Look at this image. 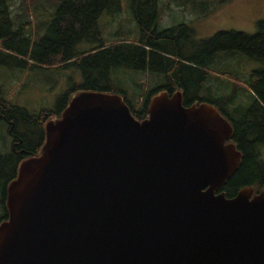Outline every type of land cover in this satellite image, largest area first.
Returning a JSON list of instances; mask_svg holds the SVG:
<instances>
[{
	"label": "water",
	"instance_id": "obj_1",
	"mask_svg": "<svg viewBox=\"0 0 264 264\" xmlns=\"http://www.w3.org/2000/svg\"><path fill=\"white\" fill-rule=\"evenodd\" d=\"M212 104L72 95L6 186L0 264H264V187L218 191L242 154Z\"/></svg>",
	"mask_w": 264,
	"mask_h": 264
},
{
	"label": "trees",
	"instance_id": "obj_2",
	"mask_svg": "<svg viewBox=\"0 0 264 264\" xmlns=\"http://www.w3.org/2000/svg\"><path fill=\"white\" fill-rule=\"evenodd\" d=\"M228 1L184 0L181 4L193 12L198 9L199 16L203 17ZM33 2L31 12L43 2L54 6L53 16L44 32L39 27L32 28L26 12L14 15L9 7L10 0H0V63L59 71L73 68L80 71L82 80L68 88L55 109L43 108L37 113L14 103L5 85L0 83V121L7 124L12 136L9 153H0V222L7 218L6 186L15 177L18 164L39 153L45 123L60 116L72 95L79 91L118 94L138 120L148 116L150 99L161 91L172 94L180 90L185 106L203 102L212 104L231 123V140L242 154L238 168L218 191H223L226 197H234L243 187H251L254 192L264 187V160L258 149L264 144V20L258 23L255 33L220 30L208 41L195 44L190 22L159 27V0H130L138 23V37L135 40L119 37L109 40L98 20L104 12L114 11L121 0ZM187 40L190 43L184 46L182 43ZM216 50L240 51L262 62L261 69L253 70L247 76L246 83L254 96L245 110L246 97L241 96L243 88L233 79L236 74L228 76L227 82L220 81V76L215 77L218 83H227L225 93H217L209 83L213 78L209 71L214 62L212 52ZM122 67L149 72L154 84L144 90L145 80L136 82L132 77L137 89L124 90L116 76L121 70L118 68ZM131 92H135L136 101L130 99Z\"/></svg>",
	"mask_w": 264,
	"mask_h": 264
},
{
	"label": "rangeland",
	"instance_id": "obj_3",
	"mask_svg": "<svg viewBox=\"0 0 264 264\" xmlns=\"http://www.w3.org/2000/svg\"><path fill=\"white\" fill-rule=\"evenodd\" d=\"M32 2L33 0H10L9 7L14 15L22 12L25 14L26 12L28 14L27 18L31 20L32 28L39 27L44 32L46 24L53 16L51 12L54 6L50 7L47 2H43V4L36 6L37 10L35 12H31L34 4ZM181 3H184V0H159V27L163 29L176 25L181 21L190 22L191 28L194 30L191 38L195 44L208 41L220 30L235 29L246 33H255L258 29V23L264 20V0H230L217 6L203 17L199 16L198 9L197 12H193ZM217 3L214 4L217 5ZM98 23L99 26L105 29V36L109 40L116 37L135 40L139 34L138 23L132 13L130 0H121L120 5L114 7V11L104 12ZM189 43L190 40H187L182 44L188 46ZM212 54L214 62L209 71L213 78L209 79V83L217 93H225L228 91L227 83L220 84L215 77L220 76V81L227 82L228 79L226 78L228 76L236 74L233 79L243 88L240 93L241 96L245 95L246 97L245 102L244 97L241 98V101L244 102L243 110H245L252 102V96H254V92L246 83L247 76L251 71L261 69L262 62L253 60L246 54L234 50H216ZM118 69L121 70L117 72L116 76L124 90L131 88L135 91L137 89L134 85V79H136V82L145 80L144 90L149 89V86L154 84L151 81L149 72H137L124 67ZM81 80L80 71L73 68H65L59 71L31 69L0 63V83L5 85L14 103L27 108L31 112L37 113L43 108L55 109L58 101L63 98L68 88L73 83H78ZM134 95L135 92L129 94L132 101L137 99L134 98ZM240 97L237 102L240 101ZM11 142L12 136L9 134L7 124L0 121L1 154L9 153ZM258 149L260 158L264 160V144H261Z\"/></svg>",
	"mask_w": 264,
	"mask_h": 264
},
{
	"label": "flooded vegetation",
	"instance_id": "obj_4",
	"mask_svg": "<svg viewBox=\"0 0 264 264\" xmlns=\"http://www.w3.org/2000/svg\"><path fill=\"white\" fill-rule=\"evenodd\" d=\"M231 140V137H230V139H229V141Z\"/></svg>",
	"mask_w": 264,
	"mask_h": 264
}]
</instances>
